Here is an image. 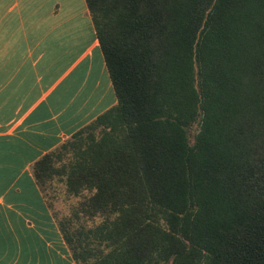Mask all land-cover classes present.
I'll return each mask as SVG.
<instances>
[{
  "label": "trees",
  "instance_id": "16d2710c",
  "mask_svg": "<svg viewBox=\"0 0 264 264\" xmlns=\"http://www.w3.org/2000/svg\"><path fill=\"white\" fill-rule=\"evenodd\" d=\"M86 2L118 100L32 165L78 264H264V0Z\"/></svg>",
  "mask_w": 264,
  "mask_h": 264
},
{
  "label": "crops",
  "instance_id": "0c3cea01",
  "mask_svg": "<svg viewBox=\"0 0 264 264\" xmlns=\"http://www.w3.org/2000/svg\"><path fill=\"white\" fill-rule=\"evenodd\" d=\"M86 0H0V264H78L33 163L117 103Z\"/></svg>",
  "mask_w": 264,
  "mask_h": 264
},
{
  "label": "rangeland",
  "instance_id": "374dc122",
  "mask_svg": "<svg viewBox=\"0 0 264 264\" xmlns=\"http://www.w3.org/2000/svg\"><path fill=\"white\" fill-rule=\"evenodd\" d=\"M44 197H46L50 207L52 208L58 223L64 221L65 219L72 218L74 224L79 225L84 223L86 230L91 226H95L100 218L90 219L85 218V216L79 212L75 216L76 206L82 200L81 196H75L67 191L65 180L61 177H55L49 184H47L43 189ZM81 216L80 219H77Z\"/></svg>",
  "mask_w": 264,
  "mask_h": 264
}]
</instances>
